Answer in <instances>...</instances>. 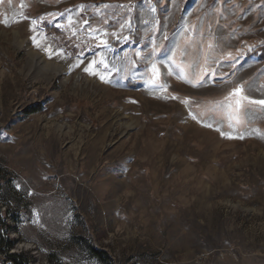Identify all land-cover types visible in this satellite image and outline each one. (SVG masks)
<instances>
[{"label": "rangeland", "instance_id": "rangeland-1", "mask_svg": "<svg viewBox=\"0 0 264 264\" xmlns=\"http://www.w3.org/2000/svg\"><path fill=\"white\" fill-rule=\"evenodd\" d=\"M263 47L264 0H0L11 253L264 264Z\"/></svg>", "mask_w": 264, "mask_h": 264}, {"label": "trees", "instance_id": "trees-1", "mask_svg": "<svg viewBox=\"0 0 264 264\" xmlns=\"http://www.w3.org/2000/svg\"><path fill=\"white\" fill-rule=\"evenodd\" d=\"M258 52H263L259 56L260 61H264V47L261 50H256L254 54L256 55ZM257 56V55H256ZM0 254L4 255L7 260H9V264H29V259L23 255H17L15 253H11L14 249L16 242L14 240L8 239V227L6 219L3 218L0 209ZM95 254V253H94ZM100 259H102L100 253H96Z\"/></svg>", "mask_w": 264, "mask_h": 264}, {"label": "bare ground", "instance_id": "bare-ground-1", "mask_svg": "<svg viewBox=\"0 0 264 264\" xmlns=\"http://www.w3.org/2000/svg\"><path fill=\"white\" fill-rule=\"evenodd\" d=\"M28 53H30L31 55H34V53L32 52V50L28 49L27 50ZM52 69H51V68ZM44 69L39 72H35V69H32V67L30 66L27 70V76H31L33 79L34 78H45L47 80V82H51L55 77H58L60 79H62L65 83L69 80V78L66 76V71L64 68L59 67V66H53V65H48L45 63V67H43ZM35 70V71H34ZM38 74L40 76H38Z\"/></svg>", "mask_w": 264, "mask_h": 264}, {"label": "snow or ice", "instance_id": "snow-or-ice-1", "mask_svg": "<svg viewBox=\"0 0 264 264\" xmlns=\"http://www.w3.org/2000/svg\"><path fill=\"white\" fill-rule=\"evenodd\" d=\"M14 22H17V21H14ZM4 23L7 26L8 21L5 20ZM31 23L33 25V29L35 30V25H36L37 22L35 20H32ZM50 55H51V52H50ZM57 55H59V53H57ZM93 63H95V62H93ZM84 70L86 72H91V74H94V75L96 74L94 71H92L91 66H89V68H85ZM153 71H154V73L158 74L155 68L153 69ZM240 91H241L240 89H237L236 92L234 93V95H239L240 94ZM172 98L175 99V97H172ZM251 103H256V104L264 105V100L251 101ZM193 118L195 119V117H193ZM229 138H232V137H229Z\"/></svg>", "mask_w": 264, "mask_h": 264}]
</instances>
